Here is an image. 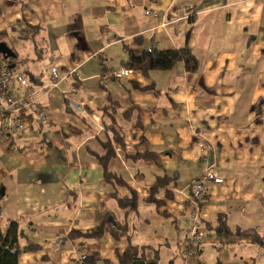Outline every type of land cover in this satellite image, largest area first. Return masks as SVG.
I'll return each mask as SVG.
<instances>
[{
  "label": "crops",
  "instance_id": "1",
  "mask_svg": "<svg viewBox=\"0 0 264 264\" xmlns=\"http://www.w3.org/2000/svg\"><path fill=\"white\" fill-rule=\"evenodd\" d=\"M0 38L33 87L60 73L39 97L45 124L0 132V225L18 223V264H120L130 243L159 264H264V0H0ZM145 49H188L198 69L111 76ZM208 166L223 182L207 184L193 255L190 185ZM133 193L137 208L120 206ZM106 214L129 240L70 235Z\"/></svg>",
  "mask_w": 264,
  "mask_h": 264
},
{
  "label": "built area",
  "instance_id": "2",
  "mask_svg": "<svg viewBox=\"0 0 264 264\" xmlns=\"http://www.w3.org/2000/svg\"><path fill=\"white\" fill-rule=\"evenodd\" d=\"M146 13L150 15L151 11L148 10ZM8 59L0 65V132L16 133L19 130H24L28 125L30 115L35 117L38 123L45 124L48 117L45 107L39 102V97L59 88V69L53 68L48 83L40 88H35L32 86L29 76L30 62L22 60L17 63L13 59ZM132 72V69L121 67L114 70L111 76L125 78ZM15 84L24 89L23 95L17 94ZM69 100V105L73 110H84L81 103ZM202 147H205V144H202ZM210 182H223V178L212 166L205 167L204 171L190 185L189 200L192 225L187 231L184 244L187 251L193 255L199 252L206 236L205 231L199 227L198 223L201 204L207 195V184Z\"/></svg>",
  "mask_w": 264,
  "mask_h": 264
},
{
  "label": "trees",
  "instance_id": "3",
  "mask_svg": "<svg viewBox=\"0 0 264 264\" xmlns=\"http://www.w3.org/2000/svg\"><path fill=\"white\" fill-rule=\"evenodd\" d=\"M1 40V38H0ZM5 60H9L0 54V65ZM184 61L186 68L189 71H196L198 69V60L194 54L188 49H145L142 51L129 50V59L124 64V67L135 70L147 72L152 69L169 70L172 69L178 62ZM107 154L100 156L105 171L106 180L110 181L114 178L113 175L107 171V162L114 150L111 145H106ZM142 154H138L141 156ZM118 183H122L118 181ZM119 204L123 208L136 209L138 206V196L133 193L131 197L119 198ZM18 223L12 221L8 228L4 231L0 225V264H18V258L21 253L19 245V231ZM219 232H229V227L225 219H220L217 225ZM72 237L84 236L87 238L100 239L105 236H113L117 240L125 237L129 240L128 227L126 224L118 222L114 215L106 214L102 222L94 229L85 233L79 231H72ZM97 259L95 257L84 258V264H94ZM120 264H159L157 257L153 260H146L139 254V248L131 243L125 250L122 256L119 257Z\"/></svg>",
  "mask_w": 264,
  "mask_h": 264
},
{
  "label": "water",
  "instance_id": "4",
  "mask_svg": "<svg viewBox=\"0 0 264 264\" xmlns=\"http://www.w3.org/2000/svg\"><path fill=\"white\" fill-rule=\"evenodd\" d=\"M0 54L6 59L15 58L17 56L14 50L4 41L0 42Z\"/></svg>",
  "mask_w": 264,
  "mask_h": 264
},
{
  "label": "rangeland",
  "instance_id": "5",
  "mask_svg": "<svg viewBox=\"0 0 264 264\" xmlns=\"http://www.w3.org/2000/svg\"><path fill=\"white\" fill-rule=\"evenodd\" d=\"M17 41H18L19 43H17V44L15 45L16 50L18 51V53H19L20 56H25V54H27V53H26V52H22V50L19 49V47L22 46V45L24 44L25 40L22 39V38H20V40L17 39ZM12 46H13V45H12ZM20 62H21V61H20Z\"/></svg>",
  "mask_w": 264,
  "mask_h": 264
}]
</instances>
